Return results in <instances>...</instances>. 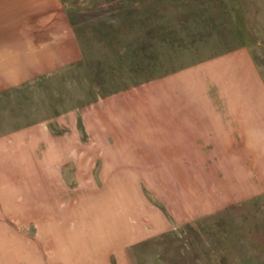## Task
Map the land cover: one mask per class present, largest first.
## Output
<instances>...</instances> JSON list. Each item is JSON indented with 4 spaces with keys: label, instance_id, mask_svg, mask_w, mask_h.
<instances>
[{
    "label": "rangeland",
    "instance_id": "374dc122",
    "mask_svg": "<svg viewBox=\"0 0 264 264\" xmlns=\"http://www.w3.org/2000/svg\"><path fill=\"white\" fill-rule=\"evenodd\" d=\"M0 42V264H264V0H0Z\"/></svg>",
    "mask_w": 264,
    "mask_h": 264
},
{
    "label": "crops",
    "instance_id": "0c3cea01",
    "mask_svg": "<svg viewBox=\"0 0 264 264\" xmlns=\"http://www.w3.org/2000/svg\"><path fill=\"white\" fill-rule=\"evenodd\" d=\"M55 15V14H54ZM63 37L65 35H62ZM70 41V38H69ZM61 45H65V42H60ZM29 45V42H0V64L5 65L8 63H26L28 64L27 66H25L24 70H14V71H9L6 72L7 74L4 75V77L1 79V83H0V88H2L3 86H8L10 84V82H15L16 80L18 81H23L24 79L28 78L29 76H31V74L33 73V69H34V57L30 56L28 57L27 54L21 53L18 50ZM13 46V47H12ZM12 47V48H11ZM29 50V53L32 54L33 50ZM63 59L61 58H52L49 60H55L54 62H65V60L70 61L75 57V54H72V56L70 55H65L64 53L62 54ZM48 60V61H49ZM36 62L38 61V59L35 60ZM43 68V67H41ZM37 70V68H35ZM226 130V132H228V128H224ZM239 134V132H238ZM254 134V132H253ZM211 137H213L212 135H210ZM239 140V139H238ZM200 142H204V141H209V142H215L216 140H213L212 138H206V139H200Z\"/></svg>",
    "mask_w": 264,
    "mask_h": 264
}]
</instances>
